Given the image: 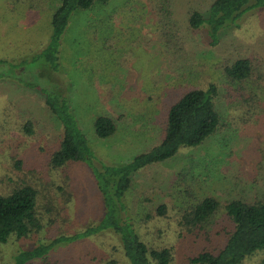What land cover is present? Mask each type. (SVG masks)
I'll use <instances>...</instances> for the list:
<instances>
[{
    "label": "rangeland",
    "instance_id": "1",
    "mask_svg": "<svg viewBox=\"0 0 264 264\" xmlns=\"http://www.w3.org/2000/svg\"><path fill=\"white\" fill-rule=\"evenodd\" d=\"M210 1L175 0L172 21L163 29L157 0H108L77 9L60 35L58 66L52 70L36 53L49 34L43 8L56 0H0V192L13 186L10 180L34 186L39 224L0 244V264L34 246H51L33 262L38 264H126L110 231L64 239L95 222L102 204L91 167L78 162L49 168L61 128L43 105L41 87L62 95L86 139L92 167L99 168L126 163L155 145L168 107L186 88L215 85L219 129L197 146L144 166L122 197L140 239L168 248L169 264H191V255L221 244L225 201H253L264 194V8L245 12L236 28L221 30L217 44L208 46L205 29L191 33L184 20L187 7L203 11ZM243 56L250 60V77L229 81L222 66ZM97 115L114 122L105 138L94 135ZM26 120L29 134L22 129ZM205 195L217 200L218 209L200 229H191L181 215ZM162 202L165 214L156 215L154 207ZM259 258L255 253L243 264H257Z\"/></svg>",
    "mask_w": 264,
    "mask_h": 264
},
{
    "label": "trees",
    "instance_id": "2",
    "mask_svg": "<svg viewBox=\"0 0 264 264\" xmlns=\"http://www.w3.org/2000/svg\"><path fill=\"white\" fill-rule=\"evenodd\" d=\"M107 1L56 0L54 5L43 8L49 14V34L46 44L36 55L50 69L55 70L58 66L59 38L71 13L77 9H88L95 2ZM174 2L175 0H157L155 3L162 29L172 21ZM252 8H264V0H211L207 9L203 11L187 7L185 28L191 33L204 28L203 36L207 37L208 46H213L217 44L221 30L236 28L238 19ZM222 71L229 81H245L251 75V63L247 57H237L230 63L224 64ZM186 89L168 107L160 139L155 145L133 156L126 163L102 164L99 168H94L90 163L91 151L86 139L77 128L62 95L55 96L45 88H38V92L43 96L44 107L61 128L57 146L48 155L49 168L57 169L78 162L91 167L102 204L97 220L79 231L65 235L64 239L67 242L110 231L117 237L126 264H169L171 253L168 248H153L140 239L132 220L126 214L122 197L124 192L131 188L132 175L144 166L169 159L180 148L197 146L219 129L220 117L213 105V98L216 95L215 85L209 83L205 89L195 87ZM254 95L258 96L257 93ZM30 126L31 121L26 120L22 125L23 131L31 133ZM114 129V122L109 116L94 117L93 132L96 137L105 138L112 134ZM14 167L19 168L20 163L15 161ZM10 182L13 186L5 192H0V244L5 243L11 236L23 237L39 227L35 215L37 190L25 180H19L17 183L10 180ZM139 199L134 202L137 203ZM218 206L219 203L211 195L195 199L182 213V223L191 229H200L216 213ZM165 207L166 204L163 202L155 205L154 213L163 216ZM221 209L225 221L221 244L215 249H201L189 257V262L243 264L250 256L260 253L257 264H264V194L253 201L229 199L224 202ZM53 243L54 241H51V245ZM50 249L51 246L20 249L12 256L11 263L7 264H38L33 262L43 258Z\"/></svg>",
    "mask_w": 264,
    "mask_h": 264
}]
</instances>
